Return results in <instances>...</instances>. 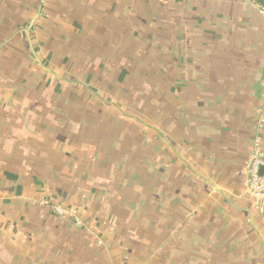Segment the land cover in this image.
Here are the masks:
<instances>
[{"label":"crops","instance_id":"1","mask_svg":"<svg viewBox=\"0 0 264 264\" xmlns=\"http://www.w3.org/2000/svg\"><path fill=\"white\" fill-rule=\"evenodd\" d=\"M140 63L155 67L156 105L114 111L113 98L134 97L128 84H147L130 82ZM255 137L264 150L256 0H0V264H182L186 249L165 256L162 244L199 230L192 264H209L210 249L215 264L238 258L225 261L221 243L254 264L264 254V212L245 198ZM148 194L173 212L150 254L127 237ZM187 223L182 238L175 225Z\"/></svg>","mask_w":264,"mask_h":264},{"label":"rangeland","instance_id":"2","mask_svg":"<svg viewBox=\"0 0 264 264\" xmlns=\"http://www.w3.org/2000/svg\"><path fill=\"white\" fill-rule=\"evenodd\" d=\"M44 2H45V0H44ZM147 66H149V65H147ZM140 67H141L139 69L140 70V75L137 74L135 77L132 78L133 80L130 81V82H133V81L136 82L137 79H139V78H142L141 81H144L145 78H148L149 80L147 81V84H145L146 87L144 85V87H142V89H138L139 88V83H135V84L130 83L131 85L128 84V87H126L124 92L127 93L126 95H129V96L133 95L134 97L132 99L130 98L129 100H127V102H124V103H122L123 101H122V97L121 96L120 97L118 96L117 98H113L114 101H115V104H113V106H115V108L113 109L114 111L117 110L118 107H120V109L123 108L122 110H124L125 107H128L129 111L135 109V110H138V113H140L139 112V107L140 106L143 107V106L140 104L141 102H140L139 98H144L143 100H145L146 97L149 98L148 100H149L150 103L148 104L146 110H148V108H152V107H154V105H156L155 104V97H153V93H152L153 90H155V85H154L153 82L152 83L150 82V81L153 80L154 73H152L153 72L152 70H154L155 67H154V65H152L151 68H149V67L147 68L142 63H140ZM128 70L133 71L135 69L131 67ZM125 74H126V71H125V73L122 76L124 79L129 77V76L125 77L124 76ZM169 90H170L169 87L166 88V91H168L167 93H169ZM115 93H116V91L114 92V95H115ZM143 93H145V94H143ZM149 93H151V94H149ZM143 100H142V102H143ZM110 104H112V103H110ZM114 111L111 110L112 113H116ZM150 115L151 116H144V117H147V120H149L150 117L154 118V116H152V114H150ZM140 116L143 117L142 115H140ZM151 121H152V124H153V120L152 119H151ZM151 121H148V123H151ZM147 125L149 126V124H147ZM149 134H154V133H149ZM256 138L257 137H255L254 140ZM165 153H166V151L164 152V155H165ZM148 160L151 162L150 159H148ZM152 163H154V162L152 161ZM157 165L159 167H165V162L164 161L163 162H159V163H157ZM130 170H131V172L135 173L134 177H137L136 180H132V181L133 182H135V181L138 182L139 181V178H138L139 175H138L137 169L131 166ZM149 171L153 172L154 171V167H152ZM245 175H247V174L245 173ZM143 181L146 184H148L147 180H143ZM167 185H164V191H167ZM246 188H247V180H246ZM246 188H245V191H246ZM196 189H197V185H196ZM152 190L154 191V189H152ZM247 194H248V196H245V198L248 200L249 204L251 203V206H252V203H254L253 197L249 193H247ZM148 196H149V194L147 196H143L142 195V197H144L146 199L148 198L147 199V204L149 206H148V209L146 211L147 214L144 215V214H142V212L136 211V214L134 215V220H135L134 221L135 222L134 229L131 230V228H129L128 233H127V237L130 239L131 242L133 241V239H135V241L138 242L139 240H137L136 238H139V237H141L143 239V242L147 246V247L143 246L144 247L143 248V252L144 253H145L144 250H146V252L148 253V251H150V250L154 251V250L157 249L156 248L157 245L155 243L156 240H163V238H167V237L169 238V236L166 234V232H168L167 228L169 227L170 223L166 219L168 218L169 215L173 216V212H169V210H168V213H167V211L164 212L165 209H166V206L168 205V204H166L165 206H163V204H165V202L161 205L162 208L159 207V209L157 208V210L154 209V206L152 204L154 199L151 198V197H148ZM53 210H54V212H57L62 217L63 216H68V217L72 218L74 221L77 222V224L81 223L79 221L77 215H75L73 209H71V208H65L62 205L56 204V205H54ZM194 213H195V215H198V219H197L198 221L200 219L205 218L203 216L204 213H200L197 210L190 211L188 213V215H192V217H193ZM180 216H181V214H179L177 217H180ZM158 223H162L163 225H165L164 228L167 231L162 232L159 229L156 230V228H159L158 225H157ZM189 223L194 226L193 223H191V222H189ZM167 224H168V226H167ZM187 225H188V223L181 227V224H176L175 226H177V227L175 228L174 232L175 233L177 232V235L181 234V237L183 238V236L185 235V230L187 229ZM191 231H194V228H192ZM191 235H193V236L192 237H188V236L185 235L184 238H183V243L176 242L175 241V237H173V239L171 241L172 244L171 243H163L162 244L163 245V248H162L163 254L165 256H170L172 253H174V254L175 253H180V252H182L183 249H186V251L183 252V253L190 255V261L186 260V258H183L182 259V264H192L194 262V259L191 258V256L194 257V258L198 257L199 259H201L200 256H199L200 255V251L196 250V248L198 249V246H199V243H197V242L202 241L201 231L199 230L198 232L193 233ZM174 236H175V234H174ZM193 245H194V248L192 247ZM239 246H242V247L244 246V248H245L248 245H239ZM189 247H192L190 252H189ZM221 247L225 249V251L224 250L220 251V254L223 253L222 254L223 258L226 256L225 261L228 258L227 257L228 254H231L233 256L238 257L235 260L239 261V263L243 264V260L242 259L244 258V256L239 257V256H241L239 254L240 249H238L237 246H235V248H236L235 249V248H233L234 245H232L231 243H228V244L227 243H225V244L221 243ZM210 248H212V250H213V244L210 245ZM110 250H111V247L108 246L107 243H106V244H104V246L102 247V249L100 251L109 252ZM116 250L117 249L115 248L114 251H116ZM249 250H250V248H248V251ZM138 251H139V249H138ZM151 251L149 252V254L151 253ZM112 252H113V250H112ZM168 253H170V254H168ZM211 254H212V251L210 249V255L208 256V262H209V264H215L216 261L213 258H211L212 257ZM184 257H186V256H184ZM255 258L256 259H255V263L254 264H264V254H258ZM140 259L144 260V258H140ZM146 260L148 261V264H156L154 262V260L151 259L150 257H147ZM234 261H227V263H225V264H231ZM203 262H205V261H203ZM248 262H249V260H248Z\"/></svg>","mask_w":264,"mask_h":264},{"label":"built area","instance_id":"3","mask_svg":"<svg viewBox=\"0 0 264 264\" xmlns=\"http://www.w3.org/2000/svg\"><path fill=\"white\" fill-rule=\"evenodd\" d=\"M262 9L264 11L263 7ZM254 146L255 148L253 155L255 156L254 158H252L250 165L247 166L248 181H247L246 192H248L253 197L256 210L259 213H263L264 212V150L257 149L258 142L256 140L254 141ZM261 168H263L262 174H260Z\"/></svg>","mask_w":264,"mask_h":264},{"label":"water","instance_id":"4","mask_svg":"<svg viewBox=\"0 0 264 264\" xmlns=\"http://www.w3.org/2000/svg\"><path fill=\"white\" fill-rule=\"evenodd\" d=\"M263 8H264V0H256ZM255 155H253V158H254ZM252 159L250 160L248 166L250 165ZM263 172V168L260 169V174H262ZM247 175H248V167H247Z\"/></svg>","mask_w":264,"mask_h":264}]
</instances>
